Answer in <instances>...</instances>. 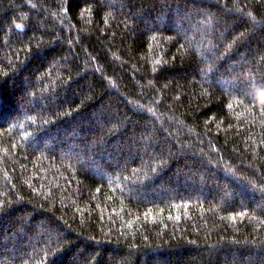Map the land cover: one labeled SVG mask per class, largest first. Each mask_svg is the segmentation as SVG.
Wrapping results in <instances>:
<instances>
[{"label": "trees", "instance_id": "trees-1", "mask_svg": "<svg viewBox=\"0 0 264 264\" xmlns=\"http://www.w3.org/2000/svg\"><path fill=\"white\" fill-rule=\"evenodd\" d=\"M0 264H264V0H0Z\"/></svg>", "mask_w": 264, "mask_h": 264}]
</instances>
